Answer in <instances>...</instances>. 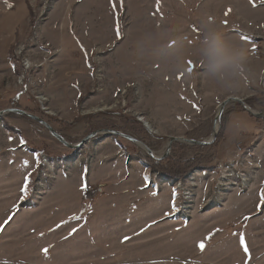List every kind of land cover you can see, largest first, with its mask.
<instances>
[{
    "label": "rangeland",
    "instance_id": "obj_1",
    "mask_svg": "<svg viewBox=\"0 0 264 264\" xmlns=\"http://www.w3.org/2000/svg\"><path fill=\"white\" fill-rule=\"evenodd\" d=\"M14 2L26 30L0 26V111L23 110L72 145L125 127L158 158L170 138L209 141L216 119L218 141L201 148L173 142L163 161L200 158L206 173L188 166L177 178L151 172L144 186L176 191L178 216L176 202L171 226L155 215L129 226L124 215L90 220L100 182L83 181L81 162L131 166L145 151L104 134L73 150L28 117L2 116L0 264H264V118L235 103L216 118L231 97L264 114V0ZM22 58L35 66L24 75ZM243 110L246 126L231 131L229 114ZM44 155L53 165L43 161L38 173ZM234 164L238 176L221 185ZM203 180L209 192L197 213Z\"/></svg>",
    "mask_w": 264,
    "mask_h": 264
},
{
    "label": "crops",
    "instance_id": "obj_2",
    "mask_svg": "<svg viewBox=\"0 0 264 264\" xmlns=\"http://www.w3.org/2000/svg\"><path fill=\"white\" fill-rule=\"evenodd\" d=\"M9 1L12 2V3L9 2V5L15 4L14 2L15 0H9ZM8 6H4L3 4L0 3V26L4 27L7 26L8 24L14 25L19 23L20 27L18 28V32L25 31L26 29L23 26V24H25L24 22L25 20L23 21L19 20L16 10L13 9L12 6L11 7ZM7 9L9 12L7 11ZM248 76L249 75L245 74L244 78L247 80L249 79V82H251L250 80L251 78H249ZM231 112L232 113H230L228 116L229 117L228 123L230 125L232 124V122H234V126L229 127L230 130L236 131L239 128L241 130L243 127L246 126L243 125L241 122L245 120L244 119V116H246L245 111L243 110L241 112H236V111H231ZM235 125L238 126L235 127ZM119 129L120 130H115V131H119L125 134L126 132L125 127ZM141 130L144 131L143 129ZM109 137L112 138L111 140L114 141H117L118 139L121 138L118 136H108L104 138L109 139ZM140 139L141 138L137 140L141 142L142 140ZM121 140H125V139L121 138ZM115 147L118 149L116 150L115 154L117 153L118 156L119 155L123 156L122 150L118 146ZM115 154L114 156H117ZM146 156L153 161L163 160V158L160 160H155L149 157L148 155ZM159 156L162 157L161 154ZM154 157L158 158V156H154ZM235 158L236 155L235 157H233V159ZM238 158H240V156ZM113 160L116 159H111L109 161L113 162ZM130 164L131 166L126 165L124 161V167H122V165L118 161L117 165L106 167V164L103 163L101 164V167L98 168V167H90L89 163H86V161L81 162V165L85 167L80 172V174H82V177L84 178L83 181H85L86 184H89L90 182L94 184L100 182L99 185L95 186L98 187L99 192L94 196V202L91 201L92 209L91 211L87 212L88 216L91 217L90 220L93 218V216H95V214L96 215L101 214L99 218H101L102 222L104 221L110 222L112 220L117 219L116 218L117 216L124 215L123 221L127 222V220L129 219L128 224L130 226V224L135 223L136 221L138 222L141 216L148 218L152 215H155L154 216L155 219L162 218L163 220H166L165 222L166 225H168V227L171 226L172 220L174 221L173 217H175L173 212H175L177 195L170 189H165L161 191L153 190L155 192L153 193L151 191L152 189L149 190L144 186V182L145 179L149 176V174H151V172H153L154 170H152L139 158H135V160H131ZM119 165H121L120 168L117 167ZM62 173L65 174L64 171H62ZM105 177H107V179H105ZM108 178L110 179L109 181ZM207 187H208V182L206 180L205 181L203 180L201 183L200 195H198L199 198L196 204L197 206H195V208L197 207L196 208L197 213L203 210L202 208L203 200L205 198L206 193L209 192V189H207ZM79 193L83 195L82 194L83 185L79 187ZM118 221L120 222V220ZM156 222L157 221L153 222L152 224L154 223L156 224ZM139 230L140 229L134 231L132 235L134 233H138ZM132 235L130 234L129 237ZM136 236L132 237V239L135 238ZM124 239L125 238H123V240Z\"/></svg>",
    "mask_w": 264,
    "mask_h": 264
},
{
    "label": "water",
    "instance_id": "obj_3",
    "mask_svg": "<svg viewBox=\"0 0 264 264\" xmlns=\"http://www.w3.org/2000/svg\"><path fill=\"white\" fill-rule=\"evenodd\" d=\"M231 103H235L237 105H239L242 109H244L246 112H248L250 115H252L253 117L255 118H264V114H261V113H253L251 111L250 108H248V106L241 100V99H238V98H235V97H231V98H228L226 99L225 101H223L220 106H219V112L217 114V117L218 119H220L221 117V114L223 112V109L225 108L226 105L228 104H231ZM6 114H17V115H21V116H25V117H28L29 119L35 121L36 123H38L39 125H41L42 127H44L48 133L55 139L57 140L60 144L64 145L65 147L69 148V149H73V150H77L79 149L81 146H83V144L87 141H89L91 138L95 137L96 135L98 134H104L105 137H108V136H118V137H121L135 145H138L143 151L146 152V154L151 157L152 159H155V160H160L162 158H164V156H167L170 152V148H171V144L173 142H180V143H185L187 145H194V146H208L210 144H212L215 139H216V136H217V133H218V129L216 128V120H215V125H214V130H213V133L211 135V138L209 141L207 142H197V141H194V140H186V139H179V138H170L169 141H168V145H167V150H166V155H164L163 157L161 158H157V157H154L152 155V151H150L142 142H140L139 140L133 138L132 136H129V135H126L124 133H121L119 131H115V130H103V131H99V133L97 132H94V133H91L89 134L88 136H86L81 142L77 143V144H69L67 141H65L58 133H56L52 128L51 126L44 122L42 119H39L35 116H32V115H29L27 114L25 111L23 110H19V109H6V110H3V111H0V118Z\"/></svg>",
    "mask_w": 264,
    "mask_h": 264
},
{
    "label": "trees",
    "instance_id": "obj_4",
    "mask_svg": "<svg viewBox=\"0 0 264 264\" xmlns=\"http://www.w3.org/2000/svg\"><path fill=\"white\" fill-rule=\"evenodd\" d=\"M245 103H248V102L245 101ZM222 133H223V131H222ZM145 134H147V133L145 132ZM217 141H218V138L216 137L215 142H213L214 144L212 143L211 146L215 147ZM141 142L144 143V145L147 148H149V145L147 143H145L146 141L145 142L141 141ZM197 148H201V146H197ZM32 151L33 150H31V152ZM171 159H173V157ZM141 160L147 166H149L152 170H154V172L166 174V175L170 176L171 178L180 177V175L178 174V171L183 169V168H186L187 166L189 167L190 170H191V168H193V169L194 168H200L202 171L206 170V169L202 168L204 162H202V159H200V158L179 160V157H178V158L174 159V161H175V163H174L171 161H163L164 159L160 160V161H153L145 155V156H143V158H141Z\"/></svg>",
    "mask_w": 264,
    "mask_h": 264
},
{
    "label": "built area",
    "instance_id": "obj_5",
    "mask_svg": "<svg viewBox=\"0 0 264 264\" xmlns=\"http://www.w3.org/2000/svg\"><path fill=\"white\" fill-rule=\"evenodd\" d=\"M204 41H206V40H204ZM19 57L20 56H22V53H20V55H18ZM23 59L24 58H22L19 62H20V65H21V68H22V73L23 74H21V75H24V73H28L27 71H30V68L32 69V68H34L35 66H32V67H30L31 66V64H32V62L30 63L29 61H27L26 63L23 61ZM34 63V62H33ZM28 64V65H27ZM36 68H37V66H36ZM263 76H264V70L261 72V74H260V83L262 84V83H264V81H262V79H263ZM22 85V84H21ZM143 119V118H142ZM141 119V120H142ZM145 125H147V123L145 122ZM148 126V125H147ZM43 161L46 163V158H43L42 159V166H45V164L43 163ZM237 165V164H236ZM236 165L234 164V165H232V166H230V167H228L227 169H226V171L222 174V176H221V185H223V184H227V182H229V181H231V184H232V176H238V172H237V167H236ZM213 169H210L209 170V172H211ZM214 172V171H213ZM213 172H212V174H213ZM152 174H154V173H152ZM227 175V176H226ZM224 181H225V183H224ZM88 190H91V188L88 186L87 187V192H88ZM160 190V189H159ZM183 194H184V196H186V190H183ZM184 210H185V208H184Z\"/></svg>",
    "mask_w": 264,
    "mask_h": 264
},
{
    "label": "snow or ice",
    "instance_id": "obj_6",
    "mask_svg": "<svg viewBox=\"0 0 264 264\" xmlns=\"http://www.w3.org/2000/svg\"><path fill=\"white\" fill-rule=\"evenodd\" d=\"M9 7H11V5H9ZM117 35L119 36V31H118V30H117ZM23 143H24V141H21V144H23ZM27 184H28V177L25 178V186L21 189V191H22L23 193H25V194H26V192H27ZM75 231H76V229H73V232H75ZM208 238H210V237H206V239H208ZM125 239H127V238H125ZM240 243H241V247H242V249H243L245 255L250 257L249 250H248L247 245H246V243H245V241H244L243 238H241ZM198 247H199L201 250H203V249H204V243H203V242H200V243L198 244ZM42 251H43L45 254H47V251H48V250H47V249H43Z\"/></svg>",
    "mask_w": 264,
    "mask_h": 264
},
{
    "label": "clouds",
    "instance_id": "obj_7",
    "mask_svg": "<svg viewBox=\"0 0 264 264\" xmlns=\"http://www.w3.org/2000/svg\"><path fill=\"white\" fill-rule=\"evenodd\" d=\"M223 54L222 53H218V55H217V58H216V61L217 62H220V61H222L223 60Z\"/></svg>",
    "mask_w": 264,
    "mask_h": 264
},
{
    "label": "bare ground",
    "instance_id": "obj_8",
    "mask_svg": "<svg viewBox=\"0 0 264 264\" xmlns=\"http://www.w3.org/2000/svg\"><path fill=\"white\" fill-rule=\"evenodd\" d=\"M152 175V174H151ZM148 186V185H147ZM154 188H158L157 186H153L152 187V189H154ZM172 190V189H171ZM174 191V190H173ZM176 194H177V192L176 191H174ZM177 196H178V194H177ZM177 216H178V202H177ZM182 221H184V220H182Z\"/></svg>",
    "mask_w": 264,
    "mask_h": 264
}]
</instances>
